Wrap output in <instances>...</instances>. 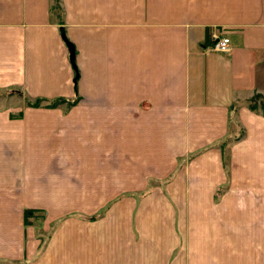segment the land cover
<instances>
[{
	"label": "crops",
	"instance_id": "obj_1",
	"mask_svg": "<svg viewBox=\"0 0 264 264\" xmlns=\"http://www.w3.org/2000/svg\"><path fill=\"white\" fill-rule=\"evenodd\" d=\"M258 93L264 0H0V264H212L172 258L207 249L204 235L183 244L172 211L190 201L206 219L235 176L264 183V113L247 103ZM36 98L72 106H25ZM238 121L229 175L208 146ZM25 209L43 211V233L64 218L39 257ZM113 228L130 241L91 235Z\"/></svg>",
	"mask_w": 264,
	"mask_h": 264
},
{
	"label": "rangeland",
	"instance_id": "obj_2",
	"mask_svg": "<svg viewBox=\"0 0 264 264\" xmlns=\"http://www.w3.org/2000/svg\"><path fill=\"white\" fill-rule=\"evenodd\" d=\"M27 102L32 101L27 100ZM26 103L25 106H27ZM247 103H250V106L253 105L258 109H261V106L264 107V95L263 97H254L253 101H250L249 98ZM232 132L235 133V136L223 139L217 138L213 144L208 146L209 148L216 147L219 149V144L223 143V152H221L220 157L222 164H224V171L229 172V175L231 171L235 170V163L233 161L231 162L230 151L235 144H238L241 142V140H243L245 134V125L238 121V124L232 128ZM193 156L195 155L193 154ZM235 174L236 173L234 172V175ZM238 175L240 177L244 176L245 174L239 173ZM225 176H227L226 173ZM262 176L263 172L259 174L257 181L262 182ZM227 178V180H229V176H227ZM232 178L234 182V176ZM237 180L238 177L235 176L236 184L230 183V186H225L224 188L220 189V192L222 193H218V195L222 197V200H219L220 203L217 202V205L215 204L211 206L212 212L209 213V216L206 219L201 217V213H194L191 210L192 203L190 201L189 203L185 204V211L183 213L178 209L177 212L172 211L175 217H177V229H179V231H183V233L179 235L183 244L184 242H190L194 245V248H200L198 242L201 241V235H204L205 239L201 243L207 245V249L202 248L201 250L195 251L186 247L185 250L183 247H177L175 250L171 251L173 259H177L175 258L177 256H183V258L187 257V255L184 254H186L188 251L197 255L198 259H202V263L206 261L212 264H264V183H260L259 186L255 185L252 187L249 184H245L244 182H237ZM115 203L118 204L119 201H116ZM159 204L161 205V203ZM164 204L167 205V203ZM104 210V208L97 210L94 215L86 217L85 220H92L91 218L93 217L98 218ZM130 214L131 210L128 212V222L130 220ZM144 218H146L145 213ZM213 219L216 220V228H213L212 232L210 231L205 234L191 233L192 229L193 232H195L194 228L198 226L203 227L205 225V227H211ZM63 220L64 218L59 219L54 224H52L47 232L49 234L42 232L41 224L38 225V222H33L29 226L35 227L36 224L38 227L36 228V232L33 233L32 238H36L40 242V238L43 236L46 243L49 238L51 239L55 237L53 231L55 230V227ZM149 229V227L145 229L144 234L146 237H151ZM185 231L188 233L184 234ZM70 235L60 234L59 239ZM91 235L94 238V241L97 243H100L97 238L99 240H104L105 243H114L118 242V240L122 237L120 235H124L125 238L127 236L129 241L132 237L129 231H115L114 228L107 235L102 233L96 234L95 232L91 233ZM39 245L35 257H39L45 249L44 247L41 248ZM118 245L119 244L114 243L113 247L115 248ZM120 251L121 250H114L111 252L118 253ZM144 253L145 256L149 255L147 251H144ZM219 258H221L222 263H217Z\"/></svg>",
	"mask_w": 264,
	"mask_h": 264
},
{
	"label": "trees",
	"instance_id": "obj_3",
	"mask_svg": "<svg viewBox=\"0 0 264 264\" xmlns=\"http://www.w3.org/2000/svg\"><path fill=\"white\" fill-rule=\"evenodd\" d=\"M57 8H58V6H57ZM254 97H263V96L262 95H258V94L253 95L250 98V101H253ZM62 103H65L67 108H70L72 106V102H69V101H67L66 99H63V98L55 99V100H52V101H46L45 99L36 98L32 102H27L26 105L27 106H31V107H40V106H43V107H55V106H57L59 104H62ZM248 106L251 109H256L257 108V107H255L253 105L250 106V103H248ZM260 108H261L262 113H264V107L261 106ZM222 146H223V143H220L219 144V148L221 150H222ZM43 218H44L43 211L36 210V209H25L24 213H23V225L26 227V226L31 225L33 222L34 223L35 222L40 223ZM91 219L93 220L95 218L93 217ZM47 234H49V233H47ZM44 244H45V239L43 238V236H41L40 245L39 246H41V248H43Z\"/></svg>",
	"mask_w": 264,
	"mask_h": 264
},
{
	"label": "built area",
	"instance_id": "obj_4",
	"mask_svg": "<svg viewBox=\"0 0 264 264\" xmlns=\"http://www.w3.org/2000/svg\"><path fill=\"white\" fill-rule=\"evenodd\" d=\"M212 48L216 52H227L229 49V39L226 37H220L218 34L212 35Z\"/></svg>",
	"mask_w": 264,
	"mask_h": 264
},
{
	"label": "water",
	"instance_id": "obj_5",
	"mask_svg": "<svg viewBox=\"0 0 264 264\" xmlns=\"http://www.w3.org/2000/svg\"><path fill=\"white\" fill-rule=\"evenodd\" d=\"M61 36L63 37V32L62 31H61ZM63 39H64V37H63ZM65 43H66V46H67L68 51H69V60H70V62L72 64V66H73V60H74V49H73V46L70 43H68L67 41H65Z\"/></svg>",
	"mask_w": 264,
	"mask_h": 264
}]
</instances>
